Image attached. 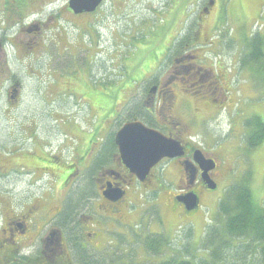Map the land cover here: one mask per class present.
Instances as JSON below:
<instances>
[{
  "label": "flooded vegetation",
  "instance_id": "1",
  "mask_svg": "<svg viewBox=\"0 0 264 264\" xmlns=\"http://www.w3.org/2000/svg\"><path fill=\"white\" fill-rule=\"evenodd\" d=\"M220 1L207 0L182 34L168 30L154 37L158 59L150 60L146 71L153 68L152 73L124 91L108 129L107 104H96L90 94L91 67L82 78L74 72L69 77L63 66L51 65L57 82L49 87L52 99L78 95L86 101L93 108L85 115L91 128L80 127L71 114H57L63 129L55 133L47 130L45 112L32 116L19 111L22 87L28 82L33 89V72L40 80L35 86L42 89L40 103L48 98V87L42 83L48 65H32L31 52L11 33L26 25H9L10 32L0 34V103L11 116L6 119L8 130L0 133V264H162L174 258L177 242L200 240L189 226L177 241L171 222L199 209H187L188 193L198 195L200 207L202 195L210 190L207 181L218 185L226 175L221 173L220 150L206 148L195 128L203 124L206 131L207 122L218 121L222 114L232 131L244 127L238 119L246 123L244 114L227 111L234 105L232 70L206 56L215 52L218 36L213 30L227 13ZM36 30L35 36L40 34ZM62 48L69 49L65 44ZM8 51L21 66H29L14 71ZM4 52L8 63L1 60ZM100 116L105 122L97 127L94 122ZM133 121L180 144L182 154L164 157L145 175L133 170L116 140L122 126ZM244 130L249 134L246 124ZM197 150L215 161L207 174L195 160Z\"/></svg>",
  "mask_w": 264,
  "mask_h": 264
},
{
  "label": "rangeland",
  "instance_id": "2",
  "mask_svg": "<svg viewBox=\"0 0 264 264\" xmlns=\"http://www.w3.org/2000/svg\"><path fill=\"white\" fill-rule=\"evenodd\" d=\"M15 1L17 3V0ZM68 1L37 0L36 3L33 1L35 7L32 10L37 11L36 14H31V17L23 22L26 26L22 27L21 31L16 29L11 32L14 38L21 41L26 50L31 52L32 65L39 67L48 65V72L43 73L42 77L43 86L48 87V98H44L40 103L38 92L41 93L42 89L35 88L40 85V80L37 73L33 72L30 78L33 89L31 91L30 84L26 82V86L22 87V98L16 103L17 108L22 113L32 116L45 112L47 120L44 123L47 130L55 133L63 129L61 122L56 119L57 114L64 117L65 114H71L70 117H75L74 120L80 124V127L91 128L85 115L92 112L93 108L78 95H62L52 99L49 87L57 81L52 78L51 65L63 66L62 72H67L69 77L70 72H74L82 78V72L87 74L91 67L90 81L94 87L90 89V94L97 103L107 104L105 108L107 107L108 129V123L116 114L117 106L125 99V92L128 91L125 90L132 88L143 77L152 73L153 68L146 73L147 63L150 60L153 63V60L158 59L154 51L158 46L157 36H162L168 30L176 35L185 32L188 26L196 21L207 2V0L204 2L203 0H105L97 7L96 12H83L75 16L68 10ZM219 6L222 11L227 10V13H224L221 25L213 30L214 35L218 36L215 38L218 42L214 48L215 52H210L206 56L213 59L215 65L221 62L226 70L228 68L232 70L230 74L235 83L234 105H230L227 111L237 112V115L244 114L246 123L238 119L244 127L236 126L235 131H232L229 129L231 125L229 118L222 114L218 121L207 122L206 131H203V124L195 128L198 138L202 143H206V148L216 152L220 150L221 173L222 176L226 175V178L220 179L216 189L205 190L198 210L171 222L172 231L179 237L177 241L181 240V231L189 226L196 231V238L201 236L200 240L202 239L205 229L219 219V202L227 187L246 171L250 170L254 175V199L256 202L264 201V141L252 150L247 146V140L254 134L253 128L247 126V121L249 119L257 121L256 116H260L264 121V38H262L264 37V0H221ZM15 7L12 0H0V28L8 23V12L11 9L17 10ZM4 28L5 31L0 30V34L10 32V29ZM37 28L40 29V34L35 36L33 33ZM255 36L261 39L258 56L261 53L263 56L258 58L253 52L248 56V63L243 66L241 58L250 52L245 39H252ZM256 40L259 43V39ZM64 44L69 49L62 48ZM8 55L9 65L15 67L14 71L29 66L28 64L21 66L9 51ZM2 59L8 63L5 52ZM36 70L42 69L33 68V71ZM97 109H95L96 113ZM7 114H10V110L0 103V133L8 130L7 124L10 121L6 119H10L11 116H6ZM20 119L24 120V118ZM25 121L33 123L29 118ZM104 122L105 117L100 116L94 123L98 127ZM245 124L250 130L247 135L244 133ZM41 127L42 123L40 130ZM113 127L109 128L108 133ZM14 128L20 127L16 125ZM243 130L244 132H241ZM251 141L253 140L250 139L249 142ZM196 240L195 243L193 239L190 240L193 246L200 241ZM183 244L184 242H177L176 248H180Z\"/></svg>",
  "mask_w": 264,
  "mask_h": 264
},
{
  "label": "trees",
  "instance_id": "3",
  "mask_svg": "<svg viewBox=\"0 0 264 264\" xmlns=\"http://www.w3.org/2000/svg\"><path fill=\"white\" fill-rule=\"evenodd\" d=\"M12 1L17 10L8 12V23L2 28L14 26L17 22L24 26L23 22L37 12L32 10L37 0ZM256 39H259V43ZM245 41L250 52L241 58L243 66L253 52L258 58L263 56L262 53L258 56L261 49L258 36ZM256 117L257 121H247V126L254 130L249 137L253 141L247 140L248 149L251 150L264 141V121L260 116ZM253 180L254 175L250 170L234 179L219 202V219L205 229L200 242L193 246L191 241H186L176 248L174 258L162 264H264V201L256 202L254 199Z\"/></svg>",
  "mask_w": 264,
  "mask_h": 264
},
{
  "label": "water",
  "instance_id": "4",
  "mask_svg": "<svg viewBox=\"0 0 264 264\" xmlns=\"http://www.w3.org/2000/svg\"><path fill=\"white\" fill-rule=\"evenodd\" d=\"M104 0H69L68 5L75 14L94 12ZM117 144L124 158L128 160L133 170L143 175L164 157H176L182 154L180 144L170 143L160 132L147 128L141 121L127 122L116 135ZM195 160L204 168L207 174L215 168L213 159H206L201 150L195 153ZM204 164L207 166L205 167ZM209 189H216L217 183L207 181ZM185 203L188 210L199 208V198L194 192L187 194Z\"/></svg>",
  "mask_w": 264,
  "mask_h": 264
}]
</instances>
